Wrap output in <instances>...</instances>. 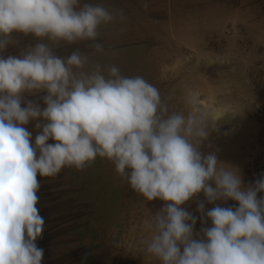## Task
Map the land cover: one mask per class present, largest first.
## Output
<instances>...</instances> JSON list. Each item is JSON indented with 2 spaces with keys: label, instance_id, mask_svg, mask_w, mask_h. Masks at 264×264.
<instances>
[{
  "label": "clouds",
  "instance_id": "1",
  "mask_svg": "<svg viewBox=\"0 0 264 264\" xmlns=\"http://www.w3.org/2000/svg\"><path fill=\"white\" fill-rule=\"evenodd\" d=\"M125 20L122 9L88 0H0V264H42L40 178L97 158L146 201L163 202L142 221L143 256L264 264V175L246 185L238 167L201 151L215 121L195 97L186 113L172 110L144 77L93 59L107 54L101 28ZM29 36L34 43L5 56ZM84 42L91 53L58 54ZM33 121L34 139L25 127ZM229 200L238 206H221Z\"/></svg>",
  "mask_w": 264,
  "mask_h": 264
},
{
  "label": "rangeland",
  "instance_id": "2",
  "mask_svg": "<svg viewBox=\"0 0 264 264\" xmlns=\"http://www.w3.org/2000/svg\"><path fill=\"white\" fill-rule=\"evenodd\" d=\"M88 2L120 8L126 16L124 23L101 28L97 42L107 54L93 59L117 66L123 75L144 77L159 89L172 110L186 113L187 98L195 97L198 107L215 121L201 151L215 152L219 160L238 167L246 185L261 178L264 20L258 29L251 17L231 7L226 13L221 2L198 3L196 12L189 9L195 4L188 0ZM19 39L20 46L10 45L5 56L18 55L20 48L34 43L30 36ZM74 47L92 52L84 42L58 54ZM34 124L25 126L33 139ZM40 182L39 208L45 229L37 244L44 250L42 264H159L140 253L139 241L146 235L142 221L163 202L146 201L122 181L113 164L97 158L84 170L64 168L55 177H41ZM221 206L238 205L229 200ZM195 209V202L187 206L197 216L199 231L202 224Z\"/></svg>",
  "mask_w": 264,
  "mask_h": 264
},
{
  "label": "crops",
  "instance_id": "3",
  "mask_svg": "<svg viewBox=\"0 0 264 264\" xmlns=\"http://www.w3.org/2000/svg\"><path fill=\"white\" fill-rule=\"evenodd\" d=\"M188 2L195 4L194 6L189 8L191 11L193 10L195 12L200 9V6L197 5L198 3L208 4L212 2L214 4H217L218 2H221L224 5V8L226 7L224 9L226 13H229V9L231 7L233 11L242 14V16L244 17L245 15L251 17L253 22L256 21L254 26L256 25L258 29L262 27L261 22L262 20H264V0H188ZM228 16H226V20L229 19ZM258 23L260 24L258 25Z\"/></svg>",
  "mask_w": 264,
  "mask_h": 264
}]
</instances>
